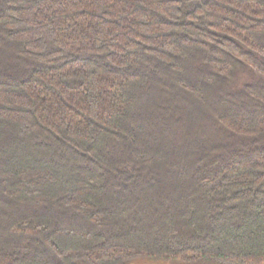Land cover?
Masks as SVG:
<instances>
[{
    "label": "trees",
    "instance_id": "1",
    "mask_svg": "<svg viewBox=\"0 0 264 264\" xmlns=\"http://www.w3.org/2000/svg\"><path fill=\"white\" fill-rule=\"evenodd\" d=\"M264 264V0H0V264Z\"/></svg>",
    "mask_w": 264,
    "mask_h": 264
},
{
    "label": "rangeland",
    "instance_id": "2",
    "mask_svg": "<svg viewBox=\"0 0 264 264\" xmlns=\"http://www.w3.org/2000/svg\"><path fill=\"white\" fill-rule=\"evenodd\" d=\"M135 264H166L161 261H137Z\"/></svg>",
    "mask_w": 264,
    "mask_h": 264
}]
</instances>
